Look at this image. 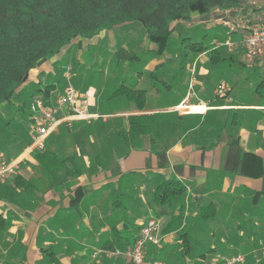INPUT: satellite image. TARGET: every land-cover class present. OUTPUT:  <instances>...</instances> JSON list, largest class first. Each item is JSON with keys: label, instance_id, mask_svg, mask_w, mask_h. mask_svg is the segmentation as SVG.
<instances>
[{"label": "crops", "instance_id": "1", "mask_svg": "<svg viewBox=\"0 0 264 264\" xmlns=\"http://www.w3.org/2000/svg\"><path fill=\"white\" fill-rule=\"evenodd\" d=\"M242 7L247 10L243 12ZM259 8L257 11L249 5L230 9L216 7L208 14L192 16L190 21L174 22L172 33L178 27L188 30L193 24L196 26L193 35L207 34L213 49L217 40L243 37L241 28L231 29L237 23L241 26V16L264 23V7ZM206 30L211 33H205ZM112 32H118L117 37L124 33L134 36L128 42L134 45V55L129 59H114L113 54L112 58L98 61L99 65H91L81 58L76 48L87 45L76 38L55 58L30 72L25 86L37 82L45 88L54 83L51 92L56 93L61 85L67 84L65 71L60 83L58 73L54 75V68L49 64L59 63L67 56L71 62L66 66H71L73 71L72 84L76 82L73 84L76 89L88 96L89 112L99 117L81 120L87 126L73 130L77 133L81 128L85 131L92 126L87 140L82 139L75 146L71 140L54 138L61 128L80 122L75 121L59 127L42 149L57 153L60 159L73 157L80 174L72 170L71 164L69 172L63 168L45 170L34 151H29L18 163L20 172L14 179L21 175L34 183V189L15 188L14 179L10 183L0 181V264H131L125 251L133 244L142 224L153 216L164 227L172 215L181 211L183 203L185 218L181 228L163 234L160 246L150 245L149 259L162 257L160 260L167 259L169 263L163 260L167 264H207L210 259L215 260L213 253H209L216 251L215 245L203 248L200 243L204 234L214 235L211 225L217 221L214 226L219 229L234 230L226 235L232 244L222 237L221 241L227 244L226 251L232 253L223 259L243 254L247 264L258 261L264 264V99L253 102L237 99L235 90L242 78L233 74L227 80L213 71L214 66L222 63H235L234 54L238 52L244 54L242 68L264 67V58L249 60L243 48L231 50L221 46L218 48L224 59L216 63L211 60L210 51L196 53L184 44L186 51L193 52L198 60H158L168 47H165L166 40L158 42L162 47L151 53L150 48L144 47L151 39L138 22L123 23L85 39H108L107 35ZM140 50L150 55L149 60L140 61ZM76 54L77 67L72 62ZM120 66L129 72L127 82L122 84L126 89L146 91L143 108L137 101L128 99L125 88L116 86L121 76L113 77L112 73ZM139 68L143 70H136ZM178 69H187L181 78L177 76ZM190 71L193 76L189 80ZM85 72L92 73L93 77H84ZM221 81L228 84V93L217 95L216 86ZM160 82L163 89L158 88ZM121 93L127 97L124 107L107 104L110 97ZM184 100L192 107L177 110ZM28 105L26 116L17 113L9 119V127L20 128L15 134L9 130L19 138L14 145L15 158L27 151L31 142L29 134L26 142L22 134L29 133ZM132 119L134 124L152 127L151 131L134 136L130 133ZM95 127H99L98 136ZM70 145H73L72 151L60 156L61 149H70ZM19 149L22 150L17 152ZM33 169L37 173L34 179L30 176ZM172 176L185 186L184 194L165 205H156L157 186ZM205 206H212L211 210L216 211V216L206 221L198 215ZM253 213L259 219L256 216L250 219ZM211 221L214 223L208 227L206 224ZM249 224L256 225L259 231Z\"/></svg>", "mask_w": 264, "mask_h": 264}, {"label": "trees", "instance_id": "2", "mask_svg": "<svg viewBox=\"0 0 264 264\" xmlns=\"http://www.w3.org/2000/svg\"><path fill=\"white\" fill-rule=\"evenodd\" d=\"M242 0H0V105L7 104L27 83L31 70L41 62H47L76 38H92L115 26L127 23H140L147 37L161 42L165 47L176 21H190L197 14H208L213 8L230 9L243 6ZM206 37V35L204 36ZM183 44L196 53L210 51L211 60L224 59L220 48H211L202 42H192L183 38ZM130 101H137L143 108L146 91L126 89ZM55 88L54 83L38 91L44 98ZM10 124V121H7ZM152 127L134 124L130 133L142 136ZM38 163L48 171L63 168L80 174L73 157L60 159L50 150H35ZM13 187L34 189L32 181L18 175ZM186 188L175 177L164 179L154 193V203L158 206L182 197ZM212 206L199 210V217L210 220L216 216ZM185 218V204L177 215H172L163 227L162 233H170L181 228Z\"/></svg>", "mask_w": 264, "mask_h": 264}, {"label": "rangeland", "instance_id": "3", "mask_svg": "<svg viewBox=\"0 0 264 264\" xmlns=\"http://www.w3.org/2000/svg\"><path fill=\"white\" fill-rule=\"evenodd\" d=\"M242 1L244 2V5L246 7H248V5H249V7L254 8L257 11H259L261 9L259 7H262V8L264 7V0H242ZM242 10H243V12H245L247 10V8H243ZM262 17L264 19L263 15H262ZM194 29H196V26L193 24H191V28L188 30L185 28H182V27L181 28L178 27L175 30L176 32L174 31L173 33H171V35L169 37L167 49L164 51V53L159 55L160 57H158L156 59H158V60H161L160 58H165V59L174 58V59H183V60L187 59L186 61H189V62H193L194 60H198L199 58H197V55H195L193 52L186 51L187 48L183 44L182 39L183 38H190V40L192 42H202L203 41L207 45H211L212 43H211L210 38H206L207 36L202 37L200 35H193ZM199 29L201 31H203L204 27H200ZM204 32L205 33H211V31H207V30ZM111 34L116 35V37L112 36V38H111V36H110ZM111 34H108L107 35L108 39H104V40H103V38L101 40H100V38H96V39H93L90 41L88 39L80 37L79 41L83 42L87 45V46H83L82 48L80 46L76 47V48H78L79 53L82 54L81 58H83L86 62H89L91 65H99L98 61L104 60L108 57L112 58L114 55H115V57H113V58L118 59V60H126V59H129V57L131 55H134V51L132 53L134 45L131 43L128 44V42H130L131 38H134L133 35H131L129 33H124L123 36L121 35V36L117 37V35H120L118 32H112ZM113 38H115V39L113 40ZM106 40L109 41V43H107ZM148 44L149 45H146L144 47L146 49L150 48L151 53H152V51L156 52V50H158L160 47H162L157 41L150 40ZM143 50H144V48H143ZM138 53H139L140 61L149 60V59H147V56H150V55L145 54L144 51L140 50ZM77 54L72 59V62L75 64L76 67L78 66V62H79ZM234 56L236 58L235 63H233V64H231V63L227 64V62L222 63L219 66L218 65L214 66L213 71H217L220 76L221 75L224 76V78L227 80H229V76H231L233 74H235L236 77L240 76L242 78L240 83H239V86L235 90L236 91L235 96L238 97L237 99L245 101V102H253V101L260 100V99H264V67H261V68H256V67L245 68L244 67V68H242L241 61H243V59H244V54H239V52H238V53H235ZM70 62H71L70 59L67 58V56H66V58H63V60L60 61L59 63L52 62L51 64H49V67L52 66L54 68V75L55 74L57 75V73H58L57 80L60 81V83L61 82L63 83L62 72H64L66 70V68L63 66H66L67 63H70ZM136 70L141 71V70H143V68H139ZM114 71L115 72L112 73L113 77L116 74H118V76H121L120 80L118 81L119 83L116 85L117 87L121 86L123 83L127 82L126 76H127V74H129V72H127V69L125 67L120 66V68L115 69ZM185 71H187V69H178L179 74L177 76L180 78L183 77V72H185ZM89 72H90V70H89ZM72 73H73V71H72ZM47 74H48V72L46 73V76H47ZM102 74H104V73H102ZM87 75H88V72H85L84 77H86ZM98 75L101 77L100 73ZM187 76L190 80L191 79L190 77L193 76L191 74V71H190V73L187 74ZM92 77H93V75H92V73H90L88 75V78H92ZM42 78H43V76H42ZM32 81H34V80H32ZM72 82H73V80H72ZM178 82H179V79H178ZM74 83H76V82H74ZM64 88H65L64 85L63 86L61 85L58 88V92H63ZM158 88L159 89L164 88L163 85L161 84V82L158 84ZM42 89H44V86L42 84L37 83V82H30L27 86L23 87L20 90V92H18L12 98V100L10 102H8L7 104L0 105V162L5 161L6 163H9V162H12L14 160L13 158H15V157H14L13 153H14V150L16 149V147L14 145L19 142V138L16 137V135L14 137L9 132V130L10 131L13 130L14 131L13 134H15V132L20 130V128L18 127L19 128L18 129L17 127H9L7 124V121H9V119L13 118L15 116V114H17V113L26 116L27 115V105L29 103L31 96L34 93L35 94L38 93V91H40ZM163 92H165V90ZM226 93H228V92H226ZM51 94L54 95L55 93L51 92L49 95H51ZM110 94H112V93H110ZM107 97H110V96H107ZM126 98H127L126 95L123 93H121L119 95H113V98L110 97L107 104L117 106V108H121V107H124L123 103L127 102ZM105 99L107 100V98H105ZM18 104L22 105V107L18 108V106H17ZM86 123L87 122H85V121L84 122L80 121L77 123L75 122L74 124H72L70 126H67L68 127L67 129L61 128L60 132L54 138H58L59 141L71 140L72 142H74V145L76 146L77 144H79V141H81L82 139L87 140L88 134L91 133V130L93 131V129H92L93 127L91 126L90 128L87 127L85 131H83V128H81L79 130V132H77V133L73 132V130L79 126L80 127L87 126L88 123L87 124ZM95 129H96L95 130L96 135L98 136L100 133L99 127H95ZM22 134L24 135L23 137H25L24 139H26L24 142H26L28 140V134L29 133H28V131H23ZM96 139H98V137H96ZM76 142H77V144H76ZM46 146L47 145H45L44 148H41L38 150L45 149ZM95 146L97 147V145H95ZM95 146H94V148L98 149ZM71 147H73V145H70V149H68V147L61 149L60 156H63V157L67 156L70 153V151H72ZM94 148H93V150H94ZM22 149H19L17 152H20ZM19 170H20V167H18V168L16 167L12 172H10L8 174V176H6L1 181H5V182H9V183L12 182L14 177L20 172ZM36 174H37L36 171L33 169L32 173L30 174L31 178L34 179L33 177H35ZM253 216H256L258 218V214H256V213L251 214L249 216V218L252 219ZM246 219H247V217H246ZM204 221H206V220H204ZM250 222L253 223V221H251V220H250ZM210 223H214V222H212V221L207 222L206 225L209 227ZM216 223H217V221L215 222L214 225H216ZM241 223H242V225H245L243 222H241ZM253 224L250 225L253 227V230L259 231L257 226L256 225L253 226ZM214 225H211V229L214 232V235L212 236L213 233H211V231H210L211 234H209V235L204 234V237H203V239H201V243H200V244H202L201 246L203 248H209L212 245H215L216 251L215 252H209V253H213L212 256L213 257L215 256V258H214L215 260L210 259L207 262V264H221L222 259H223L222 257L231 256L230 254H232L229 251L228 252L226 251L225 246L227 244L225 243V241H221V240H222V237H224L225 240H227V242H229V245L232 244V243H230L232 241L228 238V236L226 237V235L230 230H231V232H233L234 230H232V228H228V227H225L224 229H219V227L214 226ZM241 230H242V228H241ZM208 231H204V233H207ZM215 235H216V237H215ZM193 238L196 239L197 237L195 236ZM217 254H220L221 256L216 257ZM161 258L162 257H160V259ZM163 260L169 263V261L167 259L163 258ZM170 262H171V260H170ZM259 263L260 262L258 261V262H255L254 264H259ZM238 264H247V258L244 256V261L241 263H238Z\"/></svg>", "mask_w": 264, "mask_h": 264}, {"label": "built area", "instance_id": "4", "mask_svg": "<svg viewBox=\"0 0 264 264\" xmlns=\"http://www.w3.org/2000/svg\"><path fill=\"white\" fill-rule=\"evenodd\" d=\"M239 23L241 26L237 25V23L232 25L231 29L234 31L241 28L243 37L238 40H234L231 37H227L222 41L217 40L214 43L215 47L226 46L231 50L241 47L245 50V55L249 60L264 58V23L254 22L248 19L247 16H241ZM65 78L67 84L63 92L51 94L49 98H44L41 93H36L29 100V134L31 137L29 147L32 148L30 151L44 148L47 140L64 124L70 125L75 121L92 120L99 117L98 114L89 112L88 96L81 94L72 84L71 66H66ZM228 89V84L225 81H221L216 86L215 91L217 95H222ZM186 100L176 109L184 111L182 110L183 106H189ZM12 162H0V181L17 167L18 164L8 169ZM188 190L190 189L188 188ZM162 229L163 224L157 217L152 216L142 224L133 244L125 251V255L131 264H167L160 259L148 258L149 246H160L163 242ZM243 261V255H236L222 259L221 264H238Z\"/></svg>", "mask_w": 264, "mask_h": 264}, {"label": "bare ground", "instance_id": "5", "mask_svg": "<svg viewBox=\"0 0 264 264\" xmlns=\"http://www.w3.org/2000/svg\"><path fill=\"white\" fill-rule=\"evenodd\" d=\"M191 107H192V106H183L182 110L185 111V110L190 109ZM202 107H205V106H202ZM98 116H99V115H98ZM31 149H32V148L29 147V148L27 149V151L23 152L21 155H19L17 158H15V159L13 160V162L11 163V166H10L8 169H10L12 166H15L16 164H18V163L23 159V157L25 156V154L28 153Z\"/></svg>", "mask_w": 264, "mask_h": 264}, {"label": "water", "instance_id": "6", "mask_svg": "<svg viewBox=\"0 0 264 264\" xmlns=\"http://www.w3.org/2000/svg\"><path fill=\"white\" fill-rule=\"evenodd\" d=\"M41 64H43V62H41L38 66H40Z\"/></svg>", "mask_w": 264, "mask_h": 264}]
</instances>
